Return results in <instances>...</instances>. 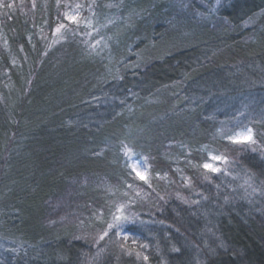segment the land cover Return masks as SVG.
<instances>
[{
	"label": "trees",
	"instance_id": "1",
	"mask_svg": "<svg viewBox=\"0 0 264 264\" xmlns=\"http://www.w3.org/2000/svg\"><path fill=\"white\" fill-rule=\"evenodd\" d=\"M203 1L83 0L110 20L90 55L32 45L34 13L62 21L55 0L3 16L0 264H264V0ZM244 126L251 142L228 139Z\"/></svg>",
	"mask_w": 264,
	"mask_h": 264
},
{
	"label": "rangeland",
	"instance_id": "2",
	"mask_svg": "<svg viewBox=\"0 0 264 264\" xmlns=\"http://www.w3.org/2000/svg\"><path fill=\"white\" fill-rule=\"evenodd\" d=\"M26 1H29L30 4L29 3L27 4ZM39 1L40 0H0V55L2 54V51L10 52L9 51V40L6 37V34H3L5 32L3 30L4 20H5L3 16L8 15V17H11L10 15L11 11L12 13H15V14L16 13L22 14V13H25L28 8L36 11V8L38 6L37 4H39ZM48 1L49 0H41V3L44 4L45 2H48ZM187 1L188 0H181V2H187ZM199 1L201 2L200 5L206 8V6H204L205 1L203 2L202 0H199ZM207 1L209 2V4H211V7H214V6H217L222 0H207ZM60 2L61 0H55L54 5L57 8L56 16L60 17V13H61L62 21H59V23L54 25L53 29L48 30L47 26H45V29H43V27H41L40 25L37 27L36 25L37 14L35 13H34V16L32 15V17L30 18L32 19L31 20L32 28H34L33 34H32L33 36L30 35L31 38L29 39L31 40L32 45L34 46L35 44H37V42H41L45 44L46 50L50 51L52 49L57 48L61 44L67 43L68 41L76 40L79 44H81L84 50V53L87 55L94 54V53L101 54V53L107 52V50L109 49V45H108V38H107L106 33H107V27L110 24V20H108L106 23L100 21L98 19V16L93 15V13L89 11V8H87V6H85V9L83 8L84 7L83 0H72L73 4L70 3L69 1L67 2L69 3L68 7L71 6V4L74 5V11H72V13L69 12V10L67 9L68 7L63 8L62 12H60ZM81 8L84 9V11H87L89 14H86L87 12H84ZM200 15H202V13L198 12V15H196V17L198 18ZM68 16H75L76 21L72 22L68 20L67 19ZM32 38H33V41H32ZM44 54L46 53L44 52ZM16 57H17L16 55L13 57V53H11V56H10L11 65L12 64L14 65L15 62L17 63L18 57L17 58ZM5 74H6V71H5ZM5 78L7 80L9 79L8 76ZM5 78L3 80L7 81L5 80ZM248 129L252 130L250 126H246V127L244 126L241 129H238L235 132L231 133L227 137H234L237 133H241V132L247 134ZM252 139H253V131H252ZM126 153L127 154L125 155H126V158L129 162L128 164L130 168L132 169V171H133V166L139 164L140 167L138 170L141 173H143L147 178L148 168L146 166L144 157L131 152V150L129 149L126 151ZM212 156H220V155L216 152L209 151L207 154V159L204 162V164L211 163L214 167L219 169L221 160L213 161L211 159ZM206 170L211 171L209 169H206ZM133 172L135 174V171ZM159 177L160 176H157V178ZM138 180H141V179L138 178ZM142 181H145V180H142ZM135 190H136L137 196L139 197L141 196L142 193L145 192L142 186L139 187V184L135 186ZM150 196L152 197V193L143 194L140 197V199L148 200L149 198H151ZM133 205H134V202H131V200L130 201L127 200L123 202L121 201L115 207L114 216L122 214L123 216H126L128 218L131 217V214L134 213L133 212L134 208H132ZM120 206H123V207H122L121 212H118L117 208ZM124 222L125 221H121L119 222V224H116V222L113 220V225L116 224L118 227V225L120 226ZM121 231H122V228L120 227V230H118L117 232L121 234L122 233ZM124 235L127 236V234H123L122 236ZM3 246L4 244L0 243V256L1 257L4 252Z\"/></svg>",
	"mask_w": 264,
	"mask_h": 264
},
{
	"label": "snow or ice",
	"instance_id": "3",
	"mask_svg": "<svg viewBox=\"0 0 264 264\" xmlns=\"http://www.w3.org/2000/svg\"><path fill=\"white\" fill-rule=\"evenodd\" d=\"M67 19L70 20V21H72V22H75L76 21V17L75 16H68ZM61 27H63V26H61ZM228 139L230 141H232L233 143H249V142L252 141V130L251 129H248L247 130V134H245L243 132L237 133L234 137H228ZM211 159L213 161H219V160L223 159V157H220V156H212ZM139 167H140L139 164L133 166V171H135V174H136V176L139 179L146 181L147 178H146V176L143 173H141L138 170ZM203 167L206 168V169L211 170L212 172L220 171V169L214 167L211 163H206V164L203 165ZM122 207L123 206L118 207L117 208V211L118 212H121ZM127 220H128V217L123 216L122 214L121 215L114 216V221L116 222V224H119V222H121V221H127ZM113 226H115V225H109L110 228L113 227ZM105 234H107V233H105ZM101 238H103V237H101ZM145 259H146V257H145Z\"/></svg>",
	"mask_w": 264,
	"mask_h": 264
}]
</instances>
